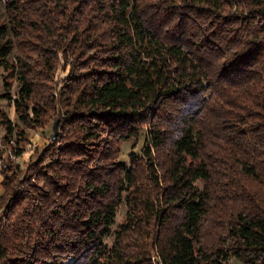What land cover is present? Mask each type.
<instances>
[{
    "label": "trees",
    "instance_id": "1",
    "mask_svg": "<svg viewBox=\"0 0 264 264\" xmlns=\"http://www.w3.org/2000/svg\"><path fill=\"white\" fill-rule=\"evenodd\" d=\"M1 7L0 264H264V0Z\"/></svg>",
    "mask_w": 264,
    "mask_h": 264
},
{
    "label": "rangeland",
    "instance_id": "2",
    "mask_svg": "<svg viewBox=\"0 0 264 264\" xmlns=\"http://www.w3.org/2000/svg\"><path fill=\"white\" fill-rule=\"evenodd\" d=\"M3 16H4V10L3 7L0 9V22L3 21ZM69 68L66 67L64 69L63 67V62L60 61V64L58 65L57 71L55 73L54 81L55 83L60 84L62 80H64L67 75H68ZM2 71L0 70V74ZM61 87V84L58 86V89ZM17 88V84L15 82L12 83L11 87V96L14 95V92ZM0 93H3V88H0ZM0 108L5 110L6 113L9 115L12 112V106L9 105L6 101H0ZM13 112L11 113V115ZM15 116V115H14ZM16 117V116H15ZM55 121L52 122L50 121L49 124H47L45 127L34 130V131H27L28 134V140L29 143L25 146L24 154L20 157H15L14 153L12 152L11 148L14 146V139H11V141L7 144L4 143L2 138L3 136H0V169L2 166H18L20 171H24L27 164L30 161L36 160L38 157L39 153L43 150L44 147L48 146L50 143V138L53 140V125ZM14 124L19 125L17 118L14 119ZM58 136V124H57V135ZM55 138V140H56ZM53 140V141H55ZM143 138L139 140V146L135 150H131V145L130 144H123L121 146V153L119 155V162L128 164V155L133 152V153H139V149L142 145ZM22 177V176H21ZM124 213H125V208L122 205V207L119 208L117 212V218L115 220V226H117L119 223L123 221L124 218ZM70 262H65L64 264H68ZM228 264H243L241 261L235 259V258H230L228 261Z\"/></svg>",
    "mask_w": 264,
    "mask_h": 264
},
{
    "label": "crops",
    "instance_id": "3",
    "mask_svg": "<svg viewBox=\"0 0 264 264\" xmlns=\"http://www.w3.org/2000/svg\"><path fill=\"white\" fill-rule=\"evenodd\" d=\"M12 112H13V108H12ZM11 112V113H12ZM11 113L8 115V117H9V119L14 123V119L16 118L15 116H14V112H13V114L11 115ZM4 135V132H3V130L0 128V136H3ZM2 181H3V179H2V177H1V175H0V194L2 193Z\"/></svg>",
    "mask_w": 264,
    "mask_h": 264
},
{
    "label": "water",
    "instance_id": "4",
    "mask_svg": "<svg viewBox=\"0 0 264 264\" xmlns=\"http://www.w3.org/2000/svg\"><path fill=\"white\" fill-rule=\"evenodd\" d=\"M57 124H58V122L55 121V123L53 125V140H55L56 135H57Z\"/></svg>",
    "mask_w": 264,
    "mask_h": 264
}]
</instances>
